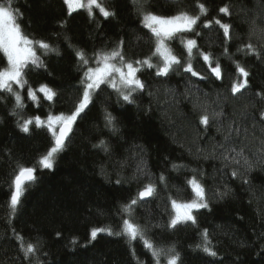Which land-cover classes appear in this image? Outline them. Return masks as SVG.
Returning a JSON list of instances; mask_svg holds the SVG:
<instances>
[{"label": "trees", "instance_id": "trees-1", "mask_svg": "<svg viewBox=\"0 0 264 264\" xmlns=\"http://www.w3.org/2000/svg\"><path fill=\"white\" fill-rule=\"evenodd\" d=\"M99 2L115 15L105 18L95 7L92 17L84 8L70 13L64 0L13 2L23 14L18 23L24 34L59 50V54L42 56L45 68L29 66L25 79L33 90L47 84L57 95L47 101L37 93L38 102H32L25 86L20 90L24 108L17 109L14 116V98L0 92V264H36L37 260L40 264H154L152 253L139 239L130 243L125 236L107 233L90 238L93 228L111 226L119 231L122 220L118 210L137 198L148 183L156 186V193L138 200L131 217L125 214L124 218L140 225L157 247H174L180 253L179 264H264V154L257 155L264 138V0H147L145 10L163 16L181 11L197 15L199 3L208 9L196 26L198 36L181 34L185 40H196L192 65L205 79L183 71L188 54L181 39L168 41L181 66L168 76H157L155 68L144 67L137 75L145 87L133 94V103L124 102L115 90L101 85L73 124L53 168L43 169L38 161L53 146L51 133L34 123L25 133L18 121L35 116L46 120L49 113L70 114L74 110L82 98V69L75 51L83 50L91 67L96 66L91 57L97 51L110 52L120 46L128 61L154 52V37L141 23L133 0ZM224 6L229 15L219 12ZM215 19L231 25L230 38L224 37ZM209 20L212 25L204 28ZM253 22L261 30L257 35L251 34ZM249 43L259 55L247 49L238 51ZM200 53L211 54L212 66L220 63V79ZM2 57L0 53V68L6 66ZM235 62L249 76L247 87L232 94L233 82L244 79ZM153 63H157L156 57ZM105 111L115 117L118 131L105 126ZM205 114L207 125L201 123ZM230 125L241 132H233L226 142ZM101 139L108 151L95 147ZM222 144L237 151L243 147L252 168L225 167L220 158L224 148L216 147ZM21 165L35 167L36 179L26 185L11 215L13 180ZM233 170L237 171L235 177ZM193 177L205 189L208 208L193 210L195 224L188 221L169 227L174 216L171 201L194 198L187 183ZM226 190L228 194L221 196ZM204 230L215 257L196 247L203 243ZM18 236L37 246L30 259H25ZM161 264H166L164 257Z\"/></svg>", "mask_w": 264, "mask_h": 264}, {"label": "snow or ice", "instance_id": "snow-or-ice-1", "mask_svg": "<svg viewBox=\"0 0 264 264\" xmlns=\"http://www.w3.org/2000/svg\"><path fill=\"white\" fill-rule=\"evenodd\" d=\"M14 0H2L0 2V53H3L4 59H6V66L0 68V92H5L11 95L15 100L14 108L11 112L12 115H18L17 109L23 110L24 98L21 95L20 90L27 86V97L32 102H38L37 93H41L43 98L47 101H53L57 95L56 91L49 87L47 84H41L38 89L33 90L31 85L25 79V70L29 66L36 68H45L46 65L42 59V56H47L49 53L59 54L58 48L52 47L48 42L43 40H36L30 38L22 31L21 25L18 23V19L22 18V13L17 8L13 7ZM147 0H133L134 5L137 7L140 15L142 16L141 23L144 28L148 29L154 37V52L151 56L144 59H138L135 61H128L125 59L120 46L110 52L97 51L93 53L91 59L95 60V67L89 66L90 58L83 50H76L75 54L78 59V67L82 69V76L80 84L82 86V98L75 105L74 110L70 114H51L49 113L46 120L40 116L29 117L24 119L23 122L18 121V126L21 131L29 132V126L33 123L36 127H46L51 133L53 139V146L47 151V153L40 157L38 165L43 169H52L55 163L57 155L66 147L65 141L72 131L73 124L77 121V118L89 107L93 102V95L101 85H107L116 91L118 97L124 102L133 103V94L139 91H143L145 85L144 82L137 75L144 67L149 69L155 68L157 76H168L171 71H174L176 67L181 66V59L178 58L168 45V41L176 38H180L182 44L185 45L187 50V59L183 65V71L190 73L191 76L200 79L205 77L193 69V49H197V42L195 39H186L181 35L184 33H195L196 26L201 19V16H206L208 9L204 4L199 3L197 5L199 13L197 15H191L187 12L181 11L176 15L163 16L155 14L151 11L145 10V4ZM68 5L69 12L75 11L78 8H84L87 10L90 17L93 16V8L99 9L100 13L108 18L114 16V12L107 10L99 0H65ZM220 13L229 15V8L227 6L219 9ZM213 21L209 20L203 24L204 28H208L212 25ZM214 23L219 25L223 30L225 38H230L231 25L228 23H221L219 19H215ZM261 30L257 29L255 22L251 29L252 35H257ZM123 41H121V46ZM248 53H256L259 55L257 49L251 44L241 46L238 51H245ZM39 50V54H38ZM228 54V49L225 47V55ZM203 60L209 64L211 73L220 79L222 70L219 62H216L215 66H212V56L210 53H200ZM153 57H156L157 63H153ZM236 63V68L239 76L244 77L243 80L233 82L231 86L232 94L239 93L242 89H245L248 85L247 77L248 71L239 64ZM14 86H16L14 88ZM262 95V94H257ZM214 116L219 117L222 113H214ZM261 117L264 118V112H261ZM201 123L207 125L209 123L208 115L201 117ZM105 126L110 128L111 131H118L115 125V117L111 113L105 111ZM245 133L248 129H243ZM235 132L240 134L241 129L237 127L232 129L229 126L228 133L225 135L224 140L230 141L232 134ZM261 147L257 150V155L264 154V138L260 139ZM95 147L102 148L104 151H108V145L105 140L101 139ZM216 147L224 148V152L221 153L220 158L224 162V166L228 167L232 164L245 167L247 170L252 168V161L245 155L244 148L241 147L237 151L236 147H225L217 145ZM234 153V154H233ZM213 155H215V147L213 148ZM242 162V163H241ZM177 165H173L176 169ZM35 167L18 166V174L15 175L13 180L14 191L10 197L11 215H14L17 206L21 202V196L26 190V185L34 182ZM142 171V169H141ZM237 171H232V176H236ZM160 180L165 181L163 175L160 176ZM187 183L191 186L194 193V198L190 202H178L176 200L171 201L172 208L175 211V215L171 218L169 227H175L178 223L191 221L196 223V218L193 215V210H199L201 208H208V203L205 199V189L203 185L195 178L188 180ZM247 183V180H245ZM156 193V186L152 183L146 184L142 190L137 194V198L131 199L127 204L120 207L119 214L121 216V226L119 231H115L111 226L93 228L90 232L91 240H95L99 233H107L108 235L125 236L131 243L139 239L144 247L152 253L154 264H161V257H164L166 264H179L180 253L176 252L175 248H168L165 250L163 247H157L154 241L147 238L144 229L134 223L130 218H124L125 214L131 217L134 206L137 205L138 200H144L147 197H152ZM227 190L221 193V196L227 195ZM59 235V233H57ZM203 243L198 244L196 247L202 250L208 256L215 257L216 251L210 247V241L208 240V232L204 230L202 233ZM21 250L24 253L25 259L30 257L36 252L37 246L33 243H25L22 237L18 236ZM76 243L75 240L72 241ZM36 264H40L39 260ZM140 264V262H138Z\"/></svg>", "mask_w": 264, "mask_h": 264}, {"label": "rangeland", "instance_id": "rangeland-1", "mask_svg": "<svg viewBox=\"0 0 264 264\" xmlns=\"http://www.w3.org/2000/svg\"><path fill=\"white\" fill-rule=\"evenodd\" d=\"M65 1V0H64ZM67 5V4H66ZM67 7H68V5H67ZM78 9H80V8H78ZM173 211H174V209H173ZM174 215H175V211H174Z\"/></svg>", "mask_w": 264, "mask_h": 264}, {"label": "water", "instance_id": "water-1", "mask_svg": "<svg viewBox=\"0 0 264 264\" xmlns=\"http://www.w3.org/2000/svg\"><path fill=\"white\" fill-rule=\"evenodd\" d=\"M70 134V133H69ZM13 191H14V188H13ZM146 199V198H145Z\"/></svg>", "mask_w": 264, "mask_h": 264}]
</instances>
